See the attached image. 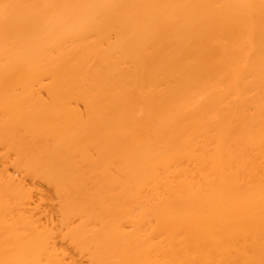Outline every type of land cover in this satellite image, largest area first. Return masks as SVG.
<instances>
[{
    "label": "bare ground",
    "instance_id": "bare-ground-1",
    "mask_svg": "<svg viewBox=\"0 0 264 264\" xmlns=\"http://www.w3.org/2000/svg\"><path fill=\"white\" fill-rule=\"evenodd\" d=\"M60 240L264 264V0H0V264Z\"/></svg>",
    "mask_w": 264,
    "mask_h": 264
},
{
    "label": "rangeland",
    "instance_id": "rangeland-1",
    "mask_svg": "<svg viewBox=\"0 0 264 264\" xmlns=\"http://www.w3.org/2000/svg\"><path fill=\"white\" fill-rule=\"evenodd\" d=\"M29 181H31V186L33 185V188H35V190L36 189H42L43 188V191H44V193H47V192H49L48 194H50L51 195V193L53 192L52 190H51V188H50V186H48L47 184H45L43 181H37V182H39L40 184V186L38 185V183L37 182H35V184H34V182H33V180H30L29 179ZM42 187V188H41ZM51 192V193H50ZM56 201V202H55ZM54 202H55V204H57V200H54ZM57 214V213H56ZM55 214V215H56ZM60 243H62L65 247H68L69 248V257H72L74 260H76L77 261V263H82V264H85L86 262V264H89L88 263V260L86 259V257L84 258L83 256H78V252L77 251H75L74 249H73V246L69 243H67V242H64V241H62V240H60ZM72 252V253H71ZM76 255V256H75ZM76 257V258H75ZM80 257V258H79ZM83 257V258H82ZM82 259V260H81ZM82 261V262H80V261ZM83 262H85V263H83Z\"/></svg>",
    "mask_w": 264,
    "mask_h": 264
}]
</instances>
